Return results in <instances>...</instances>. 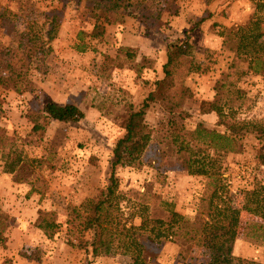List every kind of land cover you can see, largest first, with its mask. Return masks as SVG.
I'll use <instances>...</instances> for the list:
<instances>
[{"label": "rangeland", "instance_id": "374dc122", "mask_svg": "<svg viewBox=\"0 0 264 264\" xmlns=\"http://www.w3.org/2000/svg\"><path fill=\"white\" fill-rule=\"evenodd\" d=\"M122 1L125 6L111 8L109 0H0V95L5 111L0 125L16 137L26 157L14 173H4L0 160V264L128 263L126 255L93 257L88 250L67 245L65 206L91 199L107 185L111 147L127 114L124 103L141 104L162 75L167 55L179 58L178 80L190 90L184 103L190 116L176 119L185 130L198 122L217 129L212 102L227 115L264 120L261 78L247 71V63L222 44L220 35L224 27L247 23L254 0ZM53 16L55 34L46 42ZM95 19L104 25V33L90 42L94 50H76L77 32L88 31ZM30 22L31 41L25 35ZM103 54L122 60L123 66H113L105 76L100 70ZM47 101L73 103L84 117L75 123L52 120L32 131L24 114ZM144 119L154 133L140 166L117 170L124 215L149 227L152 219L168 220L174 210L201 227L206 207L201 199L212 189L209 178L188 172V152L177 151L181 137L173 141L174 124L158 104L151 103ZM237 142L235 151L222 155L209 149L208 154L217 157L231 203L241 208L246 190L264 186V166L255 163L253 135L237 136ZM48 210L58 223L51 237L36 227L39 212ZM263 232L264 217L242 210L230 264H264ZM181 250L180 240L150 243L147 264L209 260L204 247L191 245L183 255Z\"/></svg>", "mask_w": 264, "mask_h": 264}, {"label": "trees", "instance_id": "16d2710c", "mask_svg": "<svg viewBox=\"0 0 264 264\" xmlns=\"http://www.w3.org/2000/svg\"><path fill=\"white\" fill-rule=\"evenodd\" d=\"M253 5L247 23L224 27L220 35L223 36L222 44L232 51L235 57L246 62L247 71L253 76H259L264 86V0H254ZM109 6L118 8L125 5L122 0H109ZM56 19V16H53L52 24L46 33V42H50L54 37ZM33 23L30 22L25 31L30 41L29 33ZM103 33L104 25L95 19L88 31L77 32L75 37L77 41L73 46L81 52L88 48L94 50V47H90L92 46L90 42H96ZM128 56L131 54L128 53ZM123 64L122 60L103 54L100 70L107 76L113 66L122 67ZM179 64V58L167 55L162 65V75L155 80L154 87L149 90L141 104L135 106L132 101H125L127 114L123 121V131L111 147L107 185L100 188L91 199L85 198L79 204L67 203L65 206L67 245L88 250L93 257L113 253L128 256L127 264H147L146 253L150 243L180 240L182 255L183 251L184 254L187 252L189 246L198 245L210 252L206 264H230L233 259V242L240 226V212L244 210L264 217V186L246 190L245 201L241 208H237L231 203L228 186L219 171L217 157L208 154L209 149L222 155L235 151L238 147L237 136L249 134L256 140L253 154L255 163L264 166V120H246L227 115L222 106L212 102L210 110L216 113L217 129L208 128L202 122H198L194 129L185 130L183 125L177 124L176 119L182 120L190 116L184 108L190 90L181 78L178 80ZM190 67L197 68L196 65ZM151 103L158 104L167 115L168 122L174 124L171 131L173 141L177 142L181 137L177 142V151L184 149L188 152V172L203 174L210 180L209 185L212 189L201 199L206 202L203 210L205 219L201 227H195L186 216L174 210L170 211L168 220L152 219L149 227L133 224L130 218L124 215L121 203L125 196L120 190L117 170L140 166L141 156L154 133V129L144 119ZM4 112L3 99L0 95V120ZM83 117L84 112L77 105L53 101H47L37 109L32 107L24 114V118L32 125V131L44 129L52 120L75 123L81 121ZM186 140L193 142L185 143ZM0 160L3 162L4 173H14L26 162L16 137L8 134L1 125ZM2 215L0 210V222ZM57 226L53 211L39 212L36 227L45 235L51 237ZM240 264L260 263L240 260Z\"/></svg>", "mask_w": 264, "mask_h": 264}]
</instances>
